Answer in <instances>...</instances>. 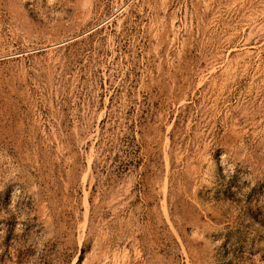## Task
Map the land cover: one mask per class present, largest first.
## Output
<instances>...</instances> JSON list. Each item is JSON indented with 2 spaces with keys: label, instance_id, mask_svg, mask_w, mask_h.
<instances>
[{
  "label": "rangeland",
  "instance_id": "374dc122",
  "mask_svg": "<svg viewBox=\"0 0 264 264\" xmlns=\"http://www.w3.org/2000/svg\"><path fill=\"white\" fill-rule=\"evenodd\" d=\"M0 264H264V0H0Z\"/></svg>",
  "mask_w": 264,
  "mask_h": 264
}]
</instances>
